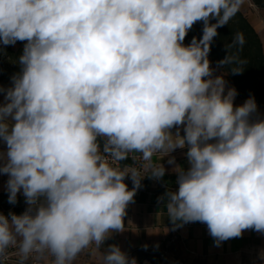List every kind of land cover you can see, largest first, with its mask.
<instances>
[{
  "label": "clouds",
  "instance_id": "obj_1",
  "mask_svg": "<svg viewBox=\"0 0 264 264\" xmlns=\"http://www.w3.org/2000/svg\"><path fill=\"white\" fill-rule=\"evenodd\" d=\"M243 3L0 0V44L27 42L21 72L0 88V174L9 203L22 190L28 205L0 212V257L16 248L21 261L46 252L52 264H74L100 248L124 230L143 178L115 164L177 148H187L188 167L174 168L178 189L163 197L174 224H206L217 246L248 229L264 233V119H252L254 96L234 105L236 89L208 59L217 29ZM200 21L202 37L185 45ZM164 174L152 168L153 178ZM103 259L136 264L117 245Z\"/></svg>",
  "mask_w": 264,
  "mask_h": 264
},
{
  "label": "crops",
  "instance_id": "obj_2",
  "mask_svg": "<svg viewBox=\"0 0 264 264\" xmlns=\"http://www.w3.org/2000/svg\"><path fill=\"white\" fill-rule=\"evenodd\" d=\"M240 10L258 33L264 52V8H258L251 0H244ZM210 67L214 76L223 75L227 87H233L225 72L211 62ZM245 101L246 99L236 96L234 105H242ZM252 119H264V106L257 104V111ZM171 131L175 134L177 129L173 128ZM179 134L184 135L183 126H180ZM6 151V145L0 142V152ZM186 151L187 148H177L168 155L157 153L151 157L149 170L141 179L133 202L127 206L124 230L112 233L100 248L93 245L83 250L74 264H104L103 256L110 245L119 246L129 259L132 251L137 248L165 250L161 263L166 264H264V233L248 229L242 236L222 241L217 246L206 224L189 222L177 225L168 217L163 197L167 191L178 189L177 172L174 168L181 166L187 169ZM172 157L175 158L174 164L169 163ZM161 164L165 168L164 176L153 178L152 168ZM8 178V175L0 174V191H8ZM124 182L129 190L134 187L130 176ZM18 193L23 194V191ZM39 257L52 263L53 257L46 252L39 254Z\"/></svg>",
  "mask_w": 264,
  "mask_h": 264
},
{
  "label": "trees",
  "instance_id": "obj_3",
  "mask_svg": "<svg viewBox=\"0 0 264 264\" xmlns=\"http://www.w3.org/2000/svg\"><path fill=\"white\" fill-rule=\"evenodd\" d=\"M258 8H264V0H251ZM210 23H216L212 18ZM203 22H197L188 32L184 44L191 43L193 37L199 40L202 37ZM217 35L211 42L208 59L220 70L226 73V78L237 91L238 97L248 99L254 96L256 104L264 106V52L261 39L249 22L246 15L239 10L229 22L217 29ZM237 33L243 35V44L234 43ZM26 41H17L14 45L0 44V88L12 87V78L22 70L19 58L23 54ZM227 58L225 64L220 62ZM243 70L233 73L232 69ZM28 205L23 194L17 193V202L9 203V192L0 191V212L5 215L13 212L23 213ZM162 250L134 249L130 259L136 264H160ZM0 264H19L14 260H2Z\"/></svg>",
  "mask_w": 264,
  "mask_h": 264
},
{
  "label": "built area",
  "instance_id": "obj_4",
  "mask_svg": "<svg viewBox=\"0 0 264 264\" xmlns=\"http://www.w3.org/2000/svg\"><path fill=\"white\" fill-rule=\"evenodd\" d=\"M149 164V160L143 159L140 153H129L128 157L125 160L117 162L115 166L127 170L135 169L140 173L141 177H144L149 170ZM164 255L165 250H162V252L160 253V259H162ZM2 260H14L19 264H52L41 260L39 257V253H33L26 260L21 261L16 248H9L6 255L0 257V261Z\"/></svg>",
  "mask_w": 264,
  "mask_h": 264
},
{
  "label": "rangeland",
  "instance_id": "obj_5",
  "mask_svg": "<svg viewBox=\"0 0 264 264\" xmlns=\"http://www.w3.org/2000/svg\"><path fill=\"white\" fill-rule=\"evenodd\" d=\"M3 100H4V94L3 93H0V102H3ZM160 264H166L165 262H160ZM177 264H179V263H177ZM198 264H200V263H198Z\"/></svg>",
  "mask_w": 264,
  "mask_h": 264
}]
</instances>
